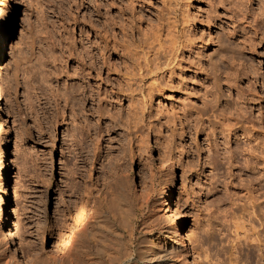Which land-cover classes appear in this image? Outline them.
<instances>
[{"label": "rangeland", "instance_id": "374dc122", "mask_svg": "<svg viewBox=\"0 0 264 264\" xmlns=\"http://www.w3.org/2000/svg\"><path fill=\"white\" fill-rule=\"evenodd\" d=\"M94 1L13 0L14 10H9L0 0V29L10 17H17L18 22L0 66L4 112L0 146L4 142L10 145L14 173L19 174L6 223L10 229L18 228L14 237L19 248L15 251L7 230H1L0 264L74 262L83 242L78 238L89 236L96 217L108 216L109 204L120 189L131 206V218L136 219L132 254L122 264H141L134 259L136 238L158 232L163 243L173 245L179 254L176 264H227L233 226H223L217 219L214 192L223 194L226 183L240 170L264 173V85L251 89L254 97L248 105L255 120L237 122L227 135L219 129L223 119L214 116L216 110L205 109L200 117L194 114L201 103L193 90L206 83L201 60L213 57L220 36L219 40L225 38L235 45L239 41L226 34L243 27L260 41L252 13L257 0H96L98 7ZM236 8H248L251 26L237 20L241 11ZM210 11L221 20L208 21ZM260 25L263 30L264 24ZM82 40L91 45L94 54L88 60L89 64L92 61L89 80L108 90L105 103L115 116L101 123L108 124L109 132L98 136L86 125L99 124L96 108L90 104L72 106L61 97L71 83L65 71L80 60L73 47L80 46ZM263 54L264 40L244 59L261 65L264 71ZM191 100L196 106L192 107ZM182 105L194 115L185 118ZM228 120L231 123L232 119ZM79 139L83 148L77 147ZM246 161L257 169H245ZM2 175L0 162V189ZM62 184L83 191L82 226L87 229L79 231L81 235L78 233L68 249L59 251L56 241L72 224L71 205L60 193ZM259 206L243 219L244 229L251 232L254 228L260 235L264 233V205ZM175 227H180L185 246L169 233ZM256 244L243 251L254 254L253 264H263ZM85 258H89L87 262L99 260L94 254Z\"/></svg>", "mask_w": 264, "mask_h": 264}, {"label": "bare ground", "instance_id": "6f19581e", "mask_svg": "<svg viewBox=\"0 0 264 264\" xmlns=\"http://www.w3.org/2000/svg\"><path fill=\"white\" fill-rule=\"evenodd\" d=\"M4 1H5V7H7V9L14 10L13 0H4ZM97 1L96 0L94 1L95 4ZM240 2L238 4H240ZM100 4L102 3L100 2ZM256 4H257L256 8H254V11L252 13H253V17L256 16L255 18H253V21L255 23V31L256 32L258 31L261 34L260 41H257L254 37H252V35L248 33L247 29L245 28L246 29L245 30L243 27H240V29L232 28V30L228 31V33L226 34L228 37H232L234 40L237 39L239 41V42L237 41L238 43L235 42V45H233L234 41L232 43L227 42V41L225 42V40L227 39L223 37H222L223 39L219 40V38L221 37L220 36L218 38L219 43L217 42L218 47L215 48V51H213L212 53L213 55L211 54V56L213 57H215L214 55H216L215 59H213V57H209L207 60L203 58L204 59L203 61V59L201 58L202 59L201 60L202 69L200 71L201 73L203 72V74L205 75L206 83L203 86H201L200 89H197V91L193 90L194 95L196 94L195 99L199 100V102L201 103V106L195 107L194 114H196L197 117L198 115L200 117V115L204 114L203 111L205 109L210 110L212 112L216 110L217 113L214 114V116L215 117L219 116V117H222L221 119H223L222 124L219 126L221 128L219 129L220 130L222 129L223 132H226V135H227V132L229 133L234 129V126H237L236 124L237 122L239 123V121H246L250 123L251 121L250 119L255 120V117L254 118L251 117L253 112H252V109L248 105L250 104L249 99H252V97H254L251 93V89L253 88L254 85L259 84V83L264 85V71H262L261 65H257V64L255 65L253 62L247 63L244 59V55L246 53L253 52L254 49L258 46V43H261L264 40V29L261 30V27L263 25L262 26L260 25L262 23L264 24V0H257ZM96 6L97 7L100 6L99 3L96 4ZM212 9L213 8H211V10ZM236 9L237 11L238 10L241 11V12H238V16H239V13H241V18H237V20L239 21L242 20L244 23L250 24V22L247 21V15H248L247 9L248 8L247 9L245 8L246 9L245 11H243L244 9L242 8H236ZM215 12H216V8H215ZM215 12L210 11V14L207 13L209 15L207 16L208 21L214 22L215 20L219 19V17L217 16ZM17 26H18L17 17H10L6 20V24L0 29V66H1V60L3 56L4 48L6 47V45L9 43L10 39L12 38V34L15 33ZM224 33L225 32H223V34ZM153 34H156V33H153ZM145 39H147L146 36H145ZM228 41L230 40L228 39ZM159 47H162V45L160 44ZM73 48L76 50V51H73L74 56L75 54H77V56H79L78 59L80 58V60H78L75 66L73 65L74 67L72 66L71 69H67L65 71V74L69 78V80H71V83H69V85H66L65 87L66 91L65 90L63 91L61 97L65 103L67 104L71 103L72 106L78 105L79 107L84 104H88V105L90 104V106H94V109L96 108V110L94 111H95V114L98 116L97 122H99V124H91L89 122L86 123L88 131L90 130L93 132V134L91 133L92 135H97L99 132H102V133L109 132L108 124L107 125L104 124V126H101V123L105 122L107 119L110 120V118H115V116L111 112L112 109L108 108V105H106L105 103L108 90L107 91L101 90V87L98 83L95 82L96 84L93 85L89 80L92 61L90 62L91 64L90 66V64L88 63V60H91L94 57V54L92 53V50H91V45L89 44L87 45L82 40L80 41V46L74 45ZM261 57L263 56L261 55ZM1 76H2V72H1V67H0V81H1ZM108 78H109V75L107 74L106 79L109 80ZM100 79L102 78L100 77ZM132 90L130 89V92ZM1 93H2V89H1V83H0V96H1ZM192 95H193V92H192ZM133 102H131V105L133 104ZM190 104L192 105V107L196 106L194 105L192 100L190 101ZM136 109L137 108H135V110ZM181 109H182V112L184 113L185 118H189L190 116L194 115L192 113L193 111L189 112L190 109L185 107V105H182ZM113 112H116V111H113ZM213 113H215V111ZM2 115H4V112L2 111V106L0 105V119L2 118L1 117ZM227 115L229 117H226ZM118 116H119V113H118ZM228 118L232 119V121L235 123L232 124V121L231 123H229ZM260 120H257V123ZM253 122H251V124ZM241 126L243 128V125ZM252 128H251V131H252ZM251 131H246V133L247 132L252 133ZM76 132H78V130ZM246 133L244 134V136L246 135ZM72 135H74V133ZM74 136H76V134ZM237 137L238 135H235V138ZM247 137H250L251 139L250 135ZM81 138H84V136L82 135ZM244 138L246 139V137ZM77 140L78 138L76 139V141ZM81 140L82 139H79L78 141L79 143L76 142L77 144H79L77 146L79 148H83ZM9 146L6 142H4L0 146V162L3 163V175H2L3 182L1 184V189H0V231L3 230L4 228L7 230V234L9 235L11 242L13 243V247L15 251H17L19 247L17 246V241L15 240L17 238L14 237V233L15 234L19 233V230L16 226L12 227L11 229L9 228V225L6 226V223L9 217V212H8L9 206H12V204H10V202L12 201V194L14 193L16 194V191H15L16 183L19 182V174L14 173L15 166L13 164V161L10 159V155H9L10 147ZM235 146H238V145H235ZM249 151L251 150L248 149V152ZM253 151H254V148H253ZM225 152H228V150ZM109 154L110 153H108L107 155ZM107 158L109 159V156ZM250 161L245 162V165H244L245 169L254 171V169H257V168L255 164L251 163ZM262 174L264 175V173L261 172V170H257L255 174L253 172L247 173V172H242V170H240L237 176L233 177V179L230 182L226 183V186H225L226 188L223 194H219L218 190H215L214 192V198H213V203L215 204L214 209H215V212H217L216 214H218V218L217 217L216 218L221 221V224L223 226L225 225L233 226V232H234L233 239L234 240L231 241L232 250L230 251L229 260L227 264H239L242 261L244 264H253L254 254L251 253L249 250H247L246 252L243 251L244 248L248 249V247L251 246L250 244H252L253 242L257 243L256 245L259 250L258 255L260 259H264V233L259 235L256 233L254 228L252 229V227L250 228L252 229L251 232L246 228L244 229L245 223L243 219L245 213L250 214L254 211L255 207L258 206L259 208L260 207L259 205H261L262 203L264 205V183H262V181H264V178L262 177L263 176ZM261 178H263V180ZM118 184L116 185V187L118 186ZM122 187L120 186L119 188H122ZM59 188H60L61 196L63 197L65 202L71 205V218H72V224L67 227L66 231L56 241V246L59 248V251H62V250L68 249L72 245V242L76 238L79 237L78 233L80 230L81 232H85L87 229V228L85 229L82 226L83 220H84L83 214H85L84 206L86 205V202H85L83 191L81 192V190L79 189H73L69 187L68 185H63V184ZM121 190L122 189H120V191ZM120 191L119 190L117 191V195L115 194L116 196L115 198H113L114 201L111 204H109L110 210H109L108 216L103 215L102 218L99 216L100 217L99 219L96 217L94 219L95 228L88 233L89 234L88 237L85 236L87 239L84 240L85 237L83 235H82L83 237L81 236V238L80 237L78 238V239L83 238L82 239L83 242L81 243V247L79 248L80 251L78 253H75L76 254L75 256L77 257V258L74 257L75 261L73 258H71V260L74 262H70L71 260L69 259L70 263L68 264H71V263H74V264H94V263L96 264H122V262L125 259L130 257V255L132 254V249H133L132 248L133 246L132 236L135 233L133 224L135 223L136 219L135 217L131 218V215H133L130 213L131 206L127 202L126 198L123 196L124 194L122 193L123 194L122 195ZM258 200H260V202ZM261 224L264 227V221ZM82 227H83V230L81 229ZM174 229H171L169 233L171 235H174L175 237L177 236L178 239H180L182 244L185 246L183 236L180 232V227L176 228L175 230ZM240 230H243V231L239 232ZM125 235L128 237L126 238V240H125ZM161 235H162L161 232H158L157 234L152 235L151 237L142 235L140 238H136L135 244H134L136 257L134 259H136L138 263L140 262L141 264H168L171 261H173L171 262V264L177 263L176 261H178L179 259V254L177 253L173 245L170 246L168 244L163 243V240H162L163 238L161 237ZM194 239H196V236L194 237ZM145 246H147V250L145 249ZM233 250H236L238 254L235 255L234 253L235 251L233 252ZM93 254L95 256H98V259H99L98 261H100V263L98 261L92 262L91 260L92 257L90 259L91 260L90 262L89 261L87 262L89 258L84 259V256L90 257L91 255L93 256ZM205 256L207 257V255ZM133 262H131L130 264H135ZM59 264H62V261ZM211 264H217V263L216 262L214 263L213 261V263Z\"/></svg>", "mask_w": 264, "mask_h": 264}]
</instances>
